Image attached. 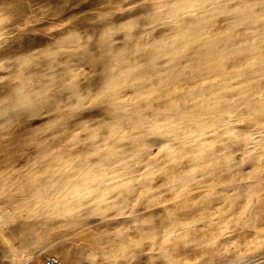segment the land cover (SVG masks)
I'll return each mask as SVG.
<instances>
[{
    "label": "bare ground",
    "instance_id": "1",
    "mask_svg": "<svg viewBox=\"0 0 264 264\" xmlns=\"http://www.w3.org/2000/svg\"><path fill=\"white\" fill-rule=\"evenodd\" d=\"M94 18L0 61L8 247L29 260L58 243L68 262L77 237V264H264V0H121Z\"/></svg>",
    "mask_w": 264,
    "mask_h": 264
},
{
    "label": "rangeland",
    "instance_id": "2",
    "mask_svg": "<svg viewBox=\"0 0 264 264\" xmlns=\"http://www.w3.org/2000/svg\"><path fill=\"white\" fill-rule=\"evenodd\" d=\"M120 1L121 0H0V61H8L13 55L18 53H30L42 50L49 45L51 41H55L57 37L72 31L78 33L82 37H87L96 32L97 25L94 22L96 21L94 17L100 11H107L112 4H117ZM121 21L122 20L119 18L114 19L112 16H108L105 22L116 25ZM224 28L225 25H221L219 21H214L213 29L215 31H222ZM82 69L85 72L93 74L88 65H84ZM42 120L46 121L47 118H36L32 121V126H37V124L39 125L44 122ZM153 151L156 152L157 148H154ZM203 225V223H199L194 227L201 230L200 228H203ZM98 227H101V225ZM6 230V227L2 228L4 234ZM248 233L249 235L246 237L248 240L250 239L249 241H252L254 238L252 239L251 237H255L252 234V228L247 229V234ZM63 238H66L65 235ZM64 240L63 247H68L71 252L70 258L66 263L77 264L79 262L78 260H80V248L78 246L77 237ZM54 241L55 239H53V242ZM16 245L17 248L18 244ZM57 245L58 243L54 246H49L48 244L49 247L41 251L39 253L40 255L37 253L29 260H22L16 255L15 251H12L11 247H8L6 240H4V237L0 233V264H25L26 262V264H41L46 256H56L54 250ZM8 251H10V253ZM11 253L14 257L11 256ZM262 255V252H256L245 257L236 264L255 263L258 259L263 257ZM142 260L146 261V255H143Z\"/></svg>",
    "mask_w": 264,
    "mask_h": 264
},
{
    "label": "built area",
    "instance_id": "3",
    "mask_svg": "<svg viewBox=\"0 0 264 264\" xmlns=\"http://www.w3.org/2000/svg\"><path fill=\"white\" fill-rule=\"evenodd\" d=\"M42 264H67L56 256H46Z\"/></svg>",
    "mask_w": 264,
    "mask_h": 264
},
{
    "label": "crops",
    "instance_id": "4",
    "mask_svg": "<svg viewBox=\"0 0 264 264\" xmlns=\"http://www.w3.org/2000/svg\"><path fill=\"white\" fill-rule=\"evenodd\" d=\"M42 264V263H41Z\"/></svg>",
    "mask_w": 264,
    "mask_h": 264
}]
</instances>
